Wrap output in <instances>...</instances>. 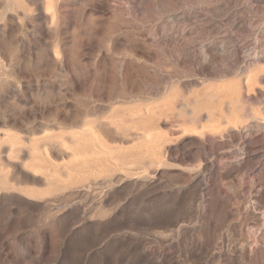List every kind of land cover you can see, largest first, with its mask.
I'll use <instances>...</instances> for the list:
<instances>
[{
    "label": "rangeland",
    "instance_id": "1",
    "mask_svg": "<svg viewBox=\"0 0 264 264\" xmlns=\"http://www.w3.org/2000/svg\"><path fill=\"white\" fill-rule=\"evenodd\" d=\"M0 264H264V0H0Z\"/></svg>",
    "mask_w": 264,
    "mask_h": 264
}]
</instances>
